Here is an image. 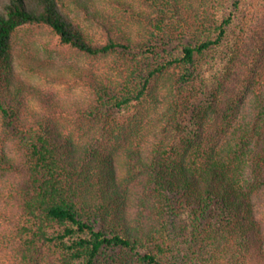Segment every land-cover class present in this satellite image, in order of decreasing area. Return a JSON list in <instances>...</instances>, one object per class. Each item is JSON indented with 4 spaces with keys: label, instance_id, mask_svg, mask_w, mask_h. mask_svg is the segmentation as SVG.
<instances>
[{
    "label": "trees",
    "instance_id": "trees-1",
    "mask_svg": "<svg viewBox=\"0 0 264 264\" xmlns=\"http://www.w3.org/2000/svg\"><path fill=\"white\" fill-rule=\"evenodd\" d=\"M243 3L234 0L229 15L216 20L214 39L182 46L179 56L124 85L125 94L110 97V106L141 108L156 98V79L169 66L190 74L197 55L220 46ZM70 9L101 24L109 34L106 42L94 44ZM26 24L48 26L62 44L87 56L136 48L129 37L110 35L111 24L90 0H3L0 112L24 129L18 134L20 159L0 149V220L5 223L0 222V250L8 252V264H97L115 249L129 253L138 264H163L173 255L163 230L167 224L155 229L144 222L143 212L153 215L178 202L188 212L182 230L187 234L190 227V237L200 239L199 244L190 239L182 256L186 264H264V223L258 215L264 192V60L252 69L254 78H247L251 88L243 107L220 110L217 98H210L188 131L176 122L148 142L137 140L138 133L126 144L122 135L123 143L116 147L109 134L65 132L53 118L68 114L59 99L38 95L42 112L27 119L21 93L11 98L12 38ZM43 66L35 65L37 73L47 76ZM50 78L64 81L62 75ZM76 80L98 88L96 104L106 101L101 87L109 85L93 75ZM85 109L95 114L79 102L69 113L79 121ZM137 193L134 216L131 202ZM194 242L197 250L192 249Z\"/></svg>",
    "mask_w": 264,
    "mask_h": 264
},
{
    "label": "rangeland",
    "instance_id": "rangeland-1",
    "mask_svg": "<svg viewBox=\"0 0 264 264\" xmlns=\"http://www.w3.org/2000/svg\"><path fill=\"white\" fill-rule=\"evenodd\" d=\"M90 1L101 17L111 24L110 35L129 37L136 43V48H116L105 55L87 56L62 44L46 25L20 26L12 38L13 77L10 94L13 98L14 94L21 93L20 107L27 113V119L42 112L43 105L38 95L51 96L61 100L68 112L53 117L65 132H81L90 137L109 134L108 138H114L118 147L123 143L122 135H125L126 144L138 133L141 138L137 140L148 142L160 130H168L176 122L188 131L189 124L198 119L210 98H217L220 110L236 105L243 107L251 88L247 78H254L252 69L257 70L261 60H264V0H244L220 46H211L203 54L197 55L190 74L177 65L167 67L156 79V98L148 99L141 108L130 106L125 110L111 107L109 98L124 95V85L129 82L133 84L134 77H145L150 69L179 56L182 46L214 39L217 36V31H214L218 25L216 20L229 15L234 0ZM2 3L3 0H0V6ZM65 11L68 12V9ZM70 11L94 44L106 42L109 34L101 24L87 19L76 10ZM174 12L179 17L173 15ZM38 62L44 64L42 72L47 76L37 73L35 65ZM30 66H34L35 70L31 71ZM83 74L93 75L102 85H109L111 90L101 87V94L106 101L96 104L95 90L98 88L76 80V76ZM56 75H62L64 81L50 78ZM78 102L82 106L87 105L95 114L92 116L86 113V109L81 110L84 114H80L81 120L76 121L69 110ZM207 117H210L209 114ZM231 118L236 120L234 114ZM19 131L24 132L21 124L17 120L5 118L0 112V149L16 161L20 159L16 155L20 148ZM117 160H121L120 155ZM123 174L122 170L120 176ZM261 195L263 204L258 215L264 223V192ZM137 197L138 193L131 202L134 216L139 205ZM166 207L153 215L143 212L144 222L155 229L163 227V223L167 224L163 230H167L170 254L173 255L165 259L163 264H186L182 256L184 251H189L190 239H197L198 244L200 239L197 236L190 237V227L185 228L188 236L182 230L188 220V212L182 209L181 202L173 208ZM0 222L5 224L3 220ZM195 243H192L193 250L200 247ZM10 261L8 252L0 250V264ZM97 264L138 263L129 253L115 249L113 253L101 256Z\"/></svg>",
    "mask_w": 264,
    "mask_h": 264
}]
</instances>
